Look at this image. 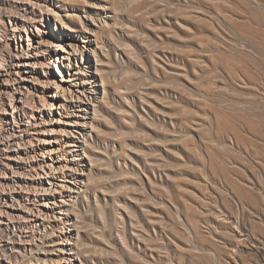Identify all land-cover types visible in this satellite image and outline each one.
I'll return each instance as SVG.
<instances>
[{"label":"rangeland","instance_id":"1","mask_svg":"<svg viewBox=\"0 0 264 264\" xmlns=\"http://www.w3.org/2000/svg\"><path fill=\"white\" fill-rule=\"evenodd\" d=\"M24 1L0 0V67L16 52L1 33L30 15ZM29 1L40 3L30 34L51 44L73 34L85 46L92 37L73 63L98 83L80 151L86 184L32 251L64 228L75 253L50 256L76 264H264V0ZM42 57L49 64L30 67L42 80L68 71L55 53ZM10 90L0 76V133ZM36 175L18 180L51 186Z\"/></svg>","mask_w":264,"mask_h":264},{"label":"bare ground","instance_id":"2","mask_svg":"<svg viewBox=\"0 0 264 264\" xmlns=\"http://www.w3.org/2000/svg\"><path fill=\"white\" fill-rule=\"evenodd\" d=\"M24 2L32 6H24L25 13L30 15L24 14L21 20H14L11 27L5 26L1 33L2 36L6 34L14 38L16 52L10 54L6 66L3 64L0 67L3 70L0 76L12 81V90L9 92L11 112L8 108L4 109L12 118L5 117L6 125L2 126L0 133V174L11 180L10 183L0 180V264H76V257L56 259L50 256L54 250L64 253L65 249H70L69 253H75L73 246L66 248L74 241H71L64 228L58 235H54L55 230L48 234L41 250H32L37 245L36 240L46 235L47 227L63 223L67 200L77 197L86 184L83 177L86 163L80 151L86 145L93 101L98 99L95 96L98 83L96 77L93 80L84 79L81 66L73 62H78V56L88 47L90 49L93 39L90 35L86 36L85 46L80 45V39L75 35L62 33L61 44H51L38 31L35 33L30 29V34L27 25H36L35 22L40 20L31 17L40 3ZM47 10L54 11L53 8ZM90 19L91 24H97L98 19ZM102 24L107 25V20H103ZM49 52L51 55L55 53L58 61H67L68 71H63L59 80H42L32 74L30 67L37 68L48 63L43 62L42 56ZM51 89L55 91L53 94L50 93ZM60 96L63 101L58 99ZM46 111L52 116L46 117ZM47 124L56 125L52 129L59 136L48 138L44 127ZM45 142H51L47 150L38 145ZM20 150H25V153L20 155ZM47 153L51 161L40 162L36 159L38 155L47 158ZM19 157L22 158L21 163L16 162ZM27 172L36 173L39 179L45 174L51 186H46V181L42 179L40 185L33 186L19 181L22 174ZM57 192L63 194L62 198L43 203L50 209L35 208L40 195L51 193L55 197ZM53 236H57L58 240L55 241ZM29 250L36 254L28 256Z\"/></svg>","mask_w":264,"mask_h":264}]
</instances>
